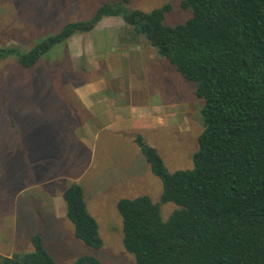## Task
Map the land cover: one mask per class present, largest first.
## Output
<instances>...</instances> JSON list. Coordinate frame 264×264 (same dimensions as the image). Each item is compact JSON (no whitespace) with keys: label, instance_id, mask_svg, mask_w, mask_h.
I'll return each mask as SVG.
<instances>
[{"label":"rangeland","instance_id":"obj_1","mask_svg":"<svg viewBox=\"0 0 264 264\" xmlns=\"http://www.w3.org/2000/svg\"><path fill=\"white\" fill-rule=\"evenodd\" d=\"M118 1L0 0V47L28 50L64 24L87 20L101 5ZM179 2L128 0L124 8L148 12L169 3L163 22L174 26L191 16ZM118 19L103 17L90 32L53 46L31 68L14 57L0 61L1 256L29 252L31 235L40 233L57 264H74L82 255L102 264H135L122 245L116 202L141 195L158 202L162 193L137 136L157 149L169 172L192 165L204 128L195 84ZM88 83H102L98 94L108 102L97 119L75 100L74 87ZM129 103L154 106L159 120L119 126L116 109L115 117L109 111ZM71 183L81 186L99 225L98 249L76 239L65 217L61 193ZM175 208L160 204L161 217L167 219Z\"/></svg>","mask_w":264,"mask_h":264},{"label":"trees","instance_id":"obj_2","mask_svg":"<svg viewBox=\"0 0 264 264\" xmlns=\"http://www.w3.org/2000/svg\"><path fill=\"white\" fill-rule=\"evenodd\" d=\"M128 0L105 3L87 20L64 24L28 50L0 47V61L14 57L33 67L53 46L94 29L103 17H119L142 34L203 101V131L191 167L169 172L156 148L136 143L162 185L158 202L149 196L120 198L122 245L135 264H264V0H180L191 16L164 24L166 3L151 11L127 10ZM65 217L84 245H102L99 225L82 188L61 193ZM175 210L161 217L160 204ZM31 250L1 256L0 264H57L40 233ZM74 264H102L82 255Z\"/></svg>","mask_w":264,"mask_h":264},{"label":"crops","instance_id":"obj_3","mask_svg":"<svg viewBox=\"0 0 264 264\" xmlns=\"http://www.w3.org/2000/svg\"><path fill=\"white\" fill-rule=\"evenodd\" d=\"M118 19V17H116ZM119 20V19H118ZM122 28H124L123 21H121ZM104 83V81H102ZM100 84L99 86L95 83H88V84H81L79 86L74 87V93H75V100L78 102V104L81 106V108L85 109L87 112H91L94 114L95 118H99L102 116L105 111H104V105L107 106L108 102L105 98H102L99 96L98 93H100V87L103 86V84ZM111 83V82H109ZM130 97V95H129ZM154 98V96H152ZM155 99V98H154ZM149 103H152V99L147 100ZM155 105V103H153ZM116 109V118L119 121V126L121 125L122 122L125 121L129 122V120L136 119L138 122H142V124H146L147 122H156V120H159L158 115L156 114V108L154 106H148L147 105H139V104H126V105H120L115 108V105L113 109L109 111V114L111 117H115ZM132 116V117H131ZM136 121H134L135 123ZM106 126V125H105ZM83 129L84 127L81 126ZM89 134L93 131H91L89 128H87ZM98 135V134H97Z\"/></svg>","mask_w":264,"mask_h":264}]
</instances>
